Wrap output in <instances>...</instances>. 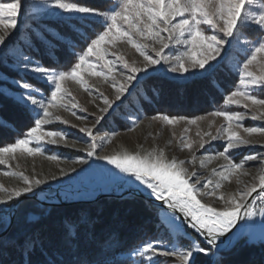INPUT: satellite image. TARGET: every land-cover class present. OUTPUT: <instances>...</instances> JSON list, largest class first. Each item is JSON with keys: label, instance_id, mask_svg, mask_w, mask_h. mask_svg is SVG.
<instances>
[{"label": "snow or ice", "instance_id": "snow-or-ice-1", "mask_svg": "<svg viewBox=\"0 0 264 264\" xmlns=\"http://www.w3.org/2000/svg\"><path fill=\"white\" fill-rule=\"evenodd\" d=\"M49 18H54V22ZM88 24L98 30L85 27ZM251 28H255L257 35L248 40L246 32ZM121 43L133 48L143 58L142 63L129 62L119 50ZM233 49L244 56L232 65L238 73V85L223 97V104L246 111H211L207 116L222 117L225 123L216 129V134L197 131L201 149L210 141H225L223 150L200 158L201 168L216 159L225 161L219 169H211L206 181L202 183L197 171L184 167L187 161L175 157L169 160L162 149L143 155L127 151L97 155V147H103L97 140L110 142L117 133L98 137L93 129L117 109L123 106L128 110L125 119L135 117L129 123V131L143 122L141 111L148 95L157 89L142 81H148L153 73L210 77L218 65L232 59ZM37 52L41 53L39 57ZM254 67L259 71H254ZM0 68L16 71L11 95L7 91V73H0V82L5 85L0 88V98L11 100L31 122L14 142L0 146V165H7L17 152L34 158L45 156L44 145L63 142L65 147L69 146L66 133L45 126L54 121L69 123L57 114L61 109L78 120L84 119L75 111L86 109L81 108L67 87L71 81L90 95L95 93L103 103L97 106L99 114L92 126L79 128L91 140L87 157L95 156L112 166L104 173L117 189L127 186L167 206H155L167 238L158 236L142 242L128 250L125 260L119 258V233L108 229L98 234L86 210L67 218L47 238L41 232L25 230L19 239L9 241L3 234L15 219L21 202L17 198L27 200V194L43 192L40 186L47 180L6 171L4 175L18 177L23 186L9 191L0 185V191L6 195L0 198V256L18 248V264H224L223 253L231 251L246 230L250 238L255 236L256 217L260 218L259 238L264 243V152L245 155L239 162L230 154V150L257 143L264 147V142L251 139L254 135L264 137V126L242 123L247 117L264 121V98L254 94L264 89V0H111L103 10L90 5L88 0H0ZM92 78L111 87L114 98L109 99L96 85H89ZM207 116L189 118L157 113L150 120L165 126L184 123L199 128L198 122ZM212 123L209 122V128ZM0 130L14 131L15 127L0 117ZM180 145L189 151L193 149L186 136L181 137ZM46 158L58 160L57 155ZM195 161L193 152L190 162ZM248 162H256L257 172L250 182L244 183L241 177L251 175L245 167ZM74 163L88 164V160L81 158ZM60 175L68 173L61 169ZM233 178L243 187L229 193L220 191ZM205 195L217 198L221 206L203 203L198 196ZM185 225L200 239L178 243V238L187 236ZM157 257L174 259L159 261Z\"/></svg>", "mask_w": 264, "mask_h": 264}, {"label": "rangeland", "instance_id": "rangeland-1", "mask_svg": "<svg viewBox=\"0 0 264 264\" xmlns=\"http://www.w3.org/2000/svg\"><path fill=\"white\" fill-rule=\"evenodd\" d=\"M49 19H52V18H49ZM156 46L158 47L159 45H156ZM118 47L121 53L126 56V59L129 60V62H131L132 60H136L138 64L142 63L143 58L140 57L138 53H136L135 50L131 48L128 44L121 43L118 45ZM237 51L239 50L238 49L231 50L232 59L229 60L230 67L234 69V72L236 74L238 73L232 65L236 61H238L237 59H234L233 57V53ZM167 52L168 50H166V53ZM241 53L244 55L243 52ZM219 66L220 65H218L217 68ZM253 70L259 71V69L256 67H254ZM84 75H85V78L88 79L87 75L86 74ZM155 75H160L170 80L182 82V83L189 82L194 78L207 77V75L193 76V75L185 74L184 76H181L180 74H170V73L169 74H165V73H153L152 74V76H155ZM29 76H31V74H29ZM6 79L8 80V84L11 86L12 79L8 77H6ZM88 83L89 85H96L97 87H99V90L103 92L104 95L107 96L109 99L114 98V90L111 87H109L107 84H103L102 82L98 81L95 78L89 79ZM67 87L72 92V94L76 97V100L81 106V108L86 109V111L75 109V111L77 112V115L84 117V119L78 120L75 116L71 114V112L61 109L57 112V114L61 116L62 119L69 121V123L64 124L60 121H54L52 124L46 125L45 128L48 130L61 131V132L66 133L69 146L65 147L63 142L57 145H44L45 156H37L34 158L29 157L26 154H21L20 152H17L14 154L15 158L9 159L7 165H0V185H2L5 189H8L9 191H11L12 189L16 187H22L23 184H22V181L18 177L4 175L6 171L23 172L25 175L29 176L30 179L32 178L46 179L47 183L40 186L42 189L47 191L46 196H45L46 198L45 201L42 202L38 197L36 198V201L44 206H48V205H45L47 203H50V204L53 203L56 205V202H54L51 199L52 195H50L48 192V190L51 188L62 187L69 191L73 190L74 188L78 190L77 191L78 193H75L74 195H72L71 198L67 202H65V204L62 203L63 205H68L75 201H78V203H84L85 201H90V200L83 199V198L80 200H76V197L81 195L82 191H85L92 187H101L102 189L107 190L113 186V184L110 183L109 179L105 176V173H104V169L112 168V166L107 165L106 162L104 161L97 160L95 156L87 157L86 149L88 147V144L91 142V140L85 133H81L79 131L80 127H85V126L91 127L92 126L95 115L99 114L97 106L98 105L103 106L102 100L97 98L95 93L90 95L88 92H85L74 82H71V81L68 82ZM260 90H256L254 92L255 95H258ZM7 91L9 92L10 95L14 94L12 87L10 88L7 87ZM229 108H230V111H246L245 109L234 106V105L229 106ZM117 111H119V109L113 112L107 118L106 121H103L101 123V125H98L96 128L93 129L94 134L97 135L98 137L110 136L113 131L117 133V135H115L111 139L110 142L100 141L99 139L97 140L98 145L100 144L103 145V147H100V146L97 147V150H96L97 155L113 154L116 152H125V151L131 152V153L139 152L143 155L147 152L152 151L153 149H157V150L162 149L166 157L169 160L175 157L177 160L187 161L184 167L188 168L190 172L193 170L197 171L201 177L202 183L206 181V179L211 175V169L213 168L219 169V166L225 163L223 159H216V160H213L211 163H209L206 167L201 168L200 158L207 156L209 154L214 155L218 151L223 150L225 141L224 140L210 141V143L205 144V147L201 149L199 147L200 136L197 135V131H200L201 134H203L204 132H208V131H211L213 134H216V129L225 123L222 117H211V116L204 115V116H207V119H205L204 121L198 122L199 128H197V125H185L184 123H181L174 127L165 126L161 124L159 121H152L150 120L149 116L141 114V119L143 122L140 123L137 127H135L134 130L132 131H129L128 128H129L130 121L134 119V117L122 119L123 122L125 123L124 126H126V130L123 131L118 126H115V125L107 126L106 125V123L109 122V120L112 118L111 116H113ZM209 122H213L211 128H209ZM242 123L244 126H264V121H252L250 117H247ZM186 127L188 128L187 132L184 131ZM107 128H110L111 130L108 131ZM238 131L240 132L241 136H244L247 138V135L242 131V129H238ZM182 136H186L193 143L192 151H189L188 149L181 147L180 140ZM205 139H209V138L205 137ZM251 139L255 141L264 142V137H260V136L254 135L253 137H251ZM59 149L71 150L78 155V158L75 160H72V159L60 157L57 151ZM193 152H195L196 154L195 164L190 162L192 160ZM258 152H264V147H262L260 143L250 145V146H243L240 149H236V150H230V154L233 156V158L237 162H239V160L242 159L243 156L245 155L256 154ZM47 155H57L58 160H55V161L48 160L46 158ZM81 158L87 159L88 164L74 163V161L81 159ZM255 165H256V162H248L246 164L245 167L247 171L251 173V175L241 177V180L244 183L250 182L252 179V176L256 174L257 168L255 167ZM73 168L76 169L75 172L71 171V169ZM61 169L67 172L68 175L61 176L60 175ZM112 170L118 171V170H115L114 168ZM53 175L56 176L55 180L51 179ZM212 179L215 180L216 177H212ZM238 187L242 188L243 183L240 185H237L235 178H233L231 183L225 182L223 188L220 191H223L225 193L234 192L237 190ZM27 195L30 196L31 194H27ZM0 198H6V195L3 191H0ZM198 198L201 199L203 203H207V204H210L216 207L221 206L220 201L215 197L205 195L202 197L198 196ZM17 199L22 200L21 198H17ZM150 199L153 200L154 198H150ZM27 200H33V199H27ZM20 204L17 207V211H18ZM157 206L161 207L159 204H157ZM17 211L15 213V217H16ZM159 217H160V214H159ZM254 219H255V224L253 227L255 230V236L250 238L247 235V230H246L245 234L242 235V237L238 240V242L243 238H247L249 242H259L260 241V238H259L260 218L256 217ZM185 231L187 233V236L178 238L177 240L178 243L186 244L188 243L189 239H193V238L197 240L200 239V237L192 229L187 228L186 226H185ZM238 242L236 243V245L238 244ZM156 259L159 261L167 260L170 262L174 258L157 257Z\"/></svg>", "mask_w": 264, "mask_h": 264}, {"label": "trees", "instance_id": "trees-1", "mask_svg": "<svg viewBox=\"0 0 264 264\" xmlns=\"http://www.w3.org/2000/svg\"><path fill=\"white\" fill-rule=\"evenodd\" d=\"M88 3L103 10L111 4V0H88ZM49 20L54 22L53 18ZM85 27L92 31L98 30L91 24L85 25ZM65 30L67 29L65 28ZM256 35L255 28L248 29L246 32L248 40L255 39ZM35 55L39 57L41 53L37 52ZM243 56L240 51L233 53L234 59L238 61L242 60ZM2 72H6L10 79L16 76V71L9 70V68H0V73ZM28 78L31 79V76ZM209 79L211 83H209ZM238 80V74L230 67V61L221 64L210 77L194 78L185 83L173 81L160 75L151 76L148 81L142 83H150L151 87L157 91H152L148 95L147 103L141 114L151 117L157 113H164L193 118L207 115L209 112L221 108L230 110L229 106L223 104V97L238 85ZM3 87L5 85L0 82V88ZM7 87L11 86L8 84ZM258 96L264 98V89L260 90ZM127 112L128 110L122 107L111 116L112 118L106 125H115L125 131L126 126L122 119L127 116ZM0 117L8 121L10 126L14 125L15 127L14 131L0 130V146L14 142L18 133L26 132L31 126L28 117L24 116L9 99L0 98ZM57 151L60 157L72 160L78 158V155L71 150L59 149ZM84 210L92 217L94 230L98 234L108 229L119 233L122 245L119 257L121 260L128 259V250L146 240L158 236L167 238L165 229L159 223L160 217L156 208L149 201L136 196L122 199L104 198L93 203L63 206H44L36 200H25L20 204L12 227L5 238L9 241L17 240L25 230L41 232L47 238L54 235L67 218H74ZM33 218H37L39 222L37 223ZM25 225H29V227L25 229ZM246 241H248L247 238L241 239L233 250L223 253L224 264H264V243ZM20 259L19 249H10L0 256V264H4L5 261H8L9 264H18Z\"/></svg>", "mask_w": 264, "mask_h": 264}, {"label": "bare ground", "instance_id": "bare-ground-1", "mask_svg": "<svg viewBox=\"0 0 264 264\" xmlns=\"http://www.w3.org/2000/svg\"><path fill=\"white\" fill-rule=\"evenodd\" d=\"M95 188V189H94ZM56 189V192L52 195L51 199L56 202V204H61V203H65L67 202L72 195H74L75 193H78L75 188L73 190H66L62 187H55ZM73 192V193H71ZM117 192L119 195L120 194H134L136 193L134 190H130L128 189L127 186H125L124 188H120V189H117V187L115 185H113L110 189H107V190H104L102 189L101 187H92L90 189H87L85 191H82L81 195L77 196L76 197V200H80V199H87V200H90V201H94V199H96L99 195H102V194H110V193H115ZM36 196L43 202L45 201V196H46V193H36ZM131 196V195H130ZM74 198V197H73ZM160 202V201H159ZM162 204V202H161ZM162 207L167 209V206L166 205H163L162 204ZM168 211H171L170 209Z\"/></svg>", "mask_w": 264, "mask_h": 264}, {"label": "water", "instance_id": "water-1", "mask_svg": "<svg viewBox=\"0 0 264 264\" xmlns=\"http://www.w3.org/2000/svg\"><path fill=\"white\" fill-rule=\"evenodd\" d=\"M95 189V188H94ZM47 191H45L44 189H43V192H40L39 190H37V194L38 193H46ZM48 192H49V194L50 195H53L55 192H56V189L55 188H51V189H49L48 190ZM130 195H133V196H137V197H140V198H142V199H144V200H147V201H149L150 203H152L153 204V206L154 205H156L157 206V204H159L161 207H162V204H161V202H159V201H155L154 199L152 200V199H150V198H148V197H146L143 193H139V194H137V193H134V194H128L127 193V195L125 194H117V193H110V194H102V195H99L96 199H94V201L92 200V201H85L84 203H93V202H97V201H99V200H101V199H104V198H117V199H122V198H127V197H129ZM29 198L28 199H33V200H36V198H37V196L36 195H30V196H28ZM22 201H24V199H22L21 200V202ZM20 202V203H21ZM78 203V201H75V202H72L71 204H77ZM63 204H65V203H63ZM62 203L61 204H53V203H47V204H45V205H48V206H62L63 205ZM17 207H18V205H17ZM155 207V206H154ZM163 208V207H162ZM16 211H17V208H16V210H15V213H16ZM177 215H181V214H179V213H177ZM12 223H13V221H12ZM186 227H187V225H185ZM11 228V227H10ZM10 228L8 229V231L6 232V233H4L3 235L5 236L8 232H9V230H10Z\"/></svg>", "mask_w": 264, "mask_h": 264}]
</instances>
